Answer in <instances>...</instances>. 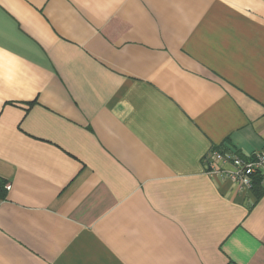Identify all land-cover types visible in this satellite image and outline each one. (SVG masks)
<instances>
[{
  "label": "crops",
  "instance_id": "0c3cea01",
  "mask_svg": "<svg viewBox=\"0 0 264 264\" xmlns=\"http://www.w3.org/2000/svg\"><path fill=\"white\" fill-rule=\"evenodd\" d=\"M213 149L264 150V0H0V264H264Z\"/></svg>",
  "mask_w": 264,
  "mask_h": 264
},
{
  "label": "built area",
  "instance_id": "2783aa9c",
  "mask_svg": "<svg viewBox=\"0 0 264 264\" xmlns=\"http://www.w3.org/2000/svg\"><path fill=\"white\" fill-rule=\"evenodd\" d=\"M209 171L211 174H217L220 171L216 166L229 163L232 165L230 171H221L233 178L241 191L252 188V177L256 174H264V150L254 155L242 158L238 154L221 149H213L207 156Z\"/></svg>",
  "mask_w": 264,
  "mask_h": 264
},
{
  "label": "trees",
  "instance_id": "16d2710c",
  "mask_svg": "<svg viewBox=\"0 0 264 264\" xmlns=\"http://www.w3.org/2000/svg\"><path fill=\"white\" fill-rule=\"evenodd\" d=\"M257 176H260V175H257Z\"/></svg>",
  "mask_w": 264,
  "mask_h": 264
}]
</instances>
